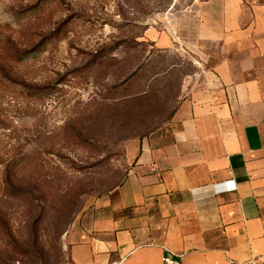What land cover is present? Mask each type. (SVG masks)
Instances as JSON below:
<instances>
[{"label":"rangeland","instance_id":"rangeland-1","mask_svg":"<svg viewBox=\"0 0 264 264\" xmlns=\"http://www.w3.org/2000/svg\"><path fill=\"white\" fill-rule=\"evenodd\" d=\"M203 1L0 0V264H73L71 232L203 72Z\"/></svg>","mask_w":264,"mask_h":264},{"label":"crops","instance_id":"crops-1","mask_svg":"<svg viewBox=\"0 0 264 264\" xmlns=\"http://www.w3.org/2000/svg\"><path fill=\"white\" fill-rule=\"evenodd\" d=\"M196 13L187 49L203 72L71 232L73 264H264V5L206 0Z\"/></svg>","mask_w":264,"mask_h":264},{"label":"built area","instance_id":"built-area-1","mask_svg":"<svg viewBox=\"0 0 264 264\" xmlns=\"http://www.w3.org/2000/svg\"><path fill=\"white\" fill-rule=\"evenodd\" d=\"M225 190L230 191V190H234L235 186H232L230 183H228L225 187ZM165 264H181L180 262H178L177 260L170 258L168 256H165L163 259Z\"/></svg>","mask_w":264,"mask_h":264}]
</instances>
